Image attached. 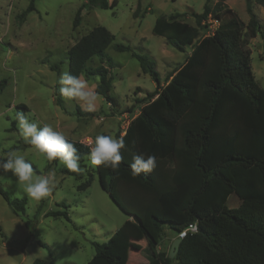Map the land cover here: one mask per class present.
<instances>
[{
  "label": "trees",
  "instance_id": "obj_1",
  "mask_svg": "<svg viewBox=\"0 0 264 264\" xmlns=\"http://www.w3.org/2000/svg\"><path fill=\"white\" fill-rule=\"evenodd\" d=\"M36 1L30 0L20 21L36 9ZM254 3L264 7V0H246L247 22L222 1L214 6L205 3L201 13L192 12L194 24L179 19L185 13L158 17L153 27L156 35L179 51L191 47L166 84L151 56L114 44L115 35L103 25L93 27L68 50V71L86 78L99 76L96 91L111 105L116 101L113 64L105 51L112 45L118 51H131L143 72L157 83L155 90L135 100L142 105L139 113L124 134L116 136L125 142L120 166L95 169L102 188L134 216L130 223L145 238L142 251L147 264H172L173 260L176 264H264V88L252 70L248 47L250 39L258 35L264 39V23ZM116 4L117 0H87L78 8L73 27L80 24L85 9ZM209 19L217 20V25L213 33L202 36L209 29ZM95 57L100 60L96 66L92 64ZM5 85L3 79L0 91ZM142 90L137 87L134 92ZM55 93L64 109L58 89ZM135 107L130 108L132 113ZM78 113L93 114L80 108ZM68 140L85 167L90 146ZM135 154L155 155L157 167L134 177L129 165ZM68 173L78 180L85 177L84 171ZM93 181L94 175L88 172L78 189L88 188ZM0 193L15 214L25 213L27 197L11 199L1 189ZM230 194L240 201L234 208L226 205ZM49 215L70 220L67 211ZM194 223L197 231L182 238L174 258L158 251L166 227L178 235ZM129 245V233L119 228L107 242L94 244L95 254L87 264H126Z\"/></svg>",
  "mask_w": 264,
  "mask_h": 264
},
{
  "label": "rangeland",
  "instance_id": "obj_2",
  "mask_svg": "<svg viewBox=\"0 0 264 264\" xmlns=\"http://www.w3.org/2000/svg\"><path fill=\"white\" fill-rule=\"evenodd\" d=\"M86 1L37 0L36 9L22 22L19 15L30 0H0V83L6 79L0 91V158H6L8 151H19L36 168L34 174L54 171L57 179L53 192L36 201L25 193L11 172L0 171L2 191L11 199L27 197L25 213L17 215L0 193V264H34L36 260L44 264H87L95 254L94 244L107 242L119 228H124L130 236L126 264L148 263L142 251L146 244L143 234L130 223L133 218L102 188L96 166L91 165L89 158L82 167L85 177L78 180L59 161L51 165L44 154L26 145L19 134L15 117L23 112L39 126L50 124L67 138L85 144L100 134L123 135L142 107L135 100L155 90L156 81L143 72L131 51H118L112 45L105 54L113 64L110 73L115 104H109L99 94L93 114L83 115L78 113V108L85 111L79 102L59 92L63 109L57 104L55 91L61 87L60 74L69 69L68 50L79 38L97 25L105 26L115 35L114 44L129 45L133 51L151 56L162 84H166L191 47L179 51L165 37L156 35L153 27L158 17L185 13L179 19L194 24L192 12L201 13L205 3L214 6L222 1L242 20L249 19L246 0H117L113 8L85 9L80 24L74 28L76 12ZM254 10L264 23V7L254 3ZM206 33L202 31L201 35ZM248 47L252 70L264 88V39L258 35L249 40ZM92 64L99 65V58L95 57ZM55 65L59 71L53 69ZM83 77L90 84L99 81V76ZM137 87L143 90L135 94ZM133 105H137L134 113L130 111ZM88 172L94 175V181L88 188L79 190L78 185L87 179ZM61 202L65 205H60ZM239 202L235 194H230L226 205L234 208ZM58 210L67 211L70 220L49 215ZM175 237L176 233L166 227L158 251L168 253Z\"/></svg>",
  "mask_w": 264,
  "mask_h": 264
},
{
  "label": "clouds",
  "instance_id": "obj_3",
  "mask_svg": "<svg viewBox=\"0 0 264 264\" xmlns=\"http://www.w3.org/2000/svg\"><path fill=\"white\" fill-rule=\"evenodd\" d=\"M58 83L61 85L59 92L63 97L79 102L85 111L95 110L99 100L97 84H90L83 75H73L69 71L60 74ZM15 119L18 121L19 134L24 141L34 146L38 153L44 154L47 160H59L72 173L79 174L84 171L80 165L81 157L77 148L61 131L55 130L50 124L41 127L36 122L30 121L23 112ZM89 143L93 145L88 154L92 166L103 165L114 170L120 166L121 150L125 149L122 137L100 134ZM129 167L134 177L141 173H150L157 167V157L135 154ZM0 171L11 172L25 193L36 201L47 198L57 184L54 171L41 175L34 174L32 163L28 162L25 154L19 151H8L6 158H0Z\"/></svg>",
  "mask_w": 264,
  "mask_h": 264
},
{
  "label": "built area",
  "instance_id": "obj_4",
  "mask_svg": "<svg viewBox=\"0 0 264 264\" xmlns=\"http://www.w3.org/2000/svg\"><path fill=\"white\" fill-rule=\"evenodd\" d=\"M208 22L210 23V25H209L208 33H206V34L213 33V31H214V29H215V27L217 25V20L209 19ZM89 144L90 143H88V145ZM196 231H197L196 223L190 224L187 228H185L182 231H180L177 236H180L181 238H184L188 233H193V232H196Z\"/></svg>",
  "mask_w": 264,
  "mask_h": 264
},
{
  "label": "water",
  "instance_id": "obj_5",
  "mask_svg": "<svg viewBox=\"0 0 264 264\" xmlns=\"http://www.w3.org/2000/svg\"><path fill=\"white\" fill-rule=\"evenodd\" d=\"M111 199L118 205V207L125 212V210L122 208V206L118 203V201L113 197V196H110ZM126 213V212H125ZM132 218H134L133 215H130ZM182 241V238L180 236H177L174 238L173 242H172V245H171V248H170V251H169V257L170 258H174L175 255L177 254L178 250H179V246H180V243Z\"/></svg>",
  "mask_w": 264,
  "mask_h": 264
},
{
  "label": "crops",
  "instance_id": "obj_6",
  "mask_svg": "<svg viewBox=\"0 0 264 264\" xmlns=\"http://www.w3.org/2000/svg\"><path fill=\"white\" fill-rule=\"evenodd\" d=\"M174 240V239H173Z\"/></svg>",
  "mask_w": 264,
  "mask_h": 264
}]
</instances>
